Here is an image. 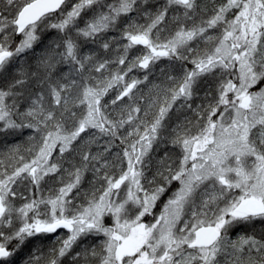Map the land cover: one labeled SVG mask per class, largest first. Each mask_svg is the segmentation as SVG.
<instances>
[{
    "label": "snow or ice",
    "instance_id": "6c2138e0",
    "mask_svg": "<svg viewBox=\"0 0 264 264\" xmlns=\"http://www.w3.org/2000/svg\"><path fill=\"white\" fill-rule=\"evenodd\" d=\"M0 264H264V0H0Z\"/></svg>",
    "mask_w": 264,
    "mask_h": 264
},
{
    "label": "trees",
    "instance_id": "16d2710c",
    "mask_svg": "<svg viewBox=\"0 0 264 264\" xmlns=\"http://www.w3.org/2000/svg\"><path fill=\"white\" fill-rule=\"evenodd\" d=\"M17 139H19V137H17ZM259 223V222H258Z\"/></svg>",
    "mask_w": 264,
    "mask_h": 264
}]
</instances>
